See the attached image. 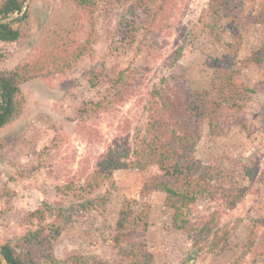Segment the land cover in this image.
I'll return each instance as SVG.
<instances>
[{
  "label": "rangeland",
  "instance_id": "374dc122",
  "mask_svg": "<svg viewBox=\"0 0 264 264\" xmlns=\"http://www.w3.org/2000/svg\"><path fill=\"white\" fill-rule=\"evenodd\" d=\"M177 2L178 8L163 29L137 55V43L127 46L114 38L119 9H101L79 18L78 10L68 0H29L27 20H16L17 14L11 16L14 26L21 29V36L12 42L0 41V49L6 53L0 68L10 69L27 60L62 25L72 26L82 40L90 37L92 48L51 81L22 84V112L0 129V139L3 135L9 137L0 146L1 241L22 233L21 220L29 210L44 203L73 207L78 201L102 196L110 188V198L104 205L82 212L69 210L61 220V233L53 252L58 258L72 252L96 254L110 264H122L111 235L122 201L126 197L139 200L141 174L131 169L115 170L112 181L82 195L80 200L60 187L73 176L77 184L82 183L95 157L113 138L130 141L135 131L144 128L147 92L161 77L183 87L208 86L211 59L224 50L230 35L226 33L215 40L201 29L202 22L209 19L208 0ZM245 2L247 13L255 11L257 0ZM263 44V29L249 25L244 30L239 54L244 58ZM101 66L111 76L132 69L134 92L121 101H113L111 85L99 82L92 86L89 72ZM243 78L254 89L244 113L247 130L234 127L224 136L209 135L205 130L195 156L204 164L215 161L229 169L248 189L247 194L233 207H224L219 200H199L192 211L193 220L213 219L211 232L195 244L172 227L164 193L153 191L149 197L147 243L154 253V264H264V256H255L248 244L259 234V220L264 221V63L249 64L243 70ZM105 96L106 107L85 122L98 134H86L80 130L77 108L83 100L97 101Z\"/></svg>",
  "mask_w": 264,
  "mask_h": 264
},
{
  "label": "trees",
  "instance_id": "16d2710c",
  "mask_svg": "<svg viewBox=\"0 0 264 264\" xmlns=\"http://www.w3.org/2000/svg\"><path fill=\"white\" fill-rule=\"evenodd\" d=\"M68 1L78 10L79 18L101 9H119L114 38L127 46L137 43L135 55L154 40L178 8V0ZM24 2L0 0V19L18 14ZM245 7V0H208L209 19L202 22L201 29L215 40L222 39L226 33L230 35L224 50L211 59L208 86L183 87L167 83L161 77L147 92L144 128L135 131L130 141L113 138L95 157L82 183L77 184L73 176L60 187L64 193L80 200L82 195L112 181L115 170L131 169L141 174L139 200L126 197L122 201L111 235L113 246L122 256V264H154V253L147 243L149 197L153 191L164 193V205L171 212L172 227L185 233L195 244L211 232L213 219L208 222L193 220L192 211L199 200H219L224 207H233L247 194L248 189L229 169L215 161L204 164L195 156L205 130L213 136L227 135L234 127L247 130L244 113L254 89L243 78V70L251 63H264V44L244 58L239 50L247 26H259L264 32V0H257L252 13H247ZM28 15L26 10L16 20L25 21ZM20 36L21 29L16 28L12 20L0 22L1 42L16 41ZM91 48L90 37L82 40L72 26L62 25L55 28L27 60L10 69L0 68V129L11 124L22 112V84L51 81L78 63ZM5 56V50L0 49V60ZM88 78L92 86L99 82L111 85L113 101H121L134 92L131 80L135 76L130 68L111 76L101 66L90 71ZM104 99L106 96L97 101L80 102L77 118L81 131L98 134L85 122L106 107ZM8 139V135H3L0 146L3 147ZM110 195L109 188L102 196L78 201L73 207H53L44 203L29 210L21 220L22 233L13 239L0 240V252L6 264H110L96 254L72 252L58 258L53 252L61 233V220L69 210L82 212L91 206L104 205ZM259 226L258 236L248 240V244L255 256H264V221L259 220Z\"/></svg>",
  "mask_w": 264,
  "mask_h": 264
},
{
  "label": "water",
  "instance_id": "95a60500",
  "mask_svg": "<svg viewBox=\"0 0 264 264\" xmlns=\"http://www.w3.org/2000/svg\"><path fill=\"white\" fill-rule=\"evenodd\" d=\"M28 3H29V0H25L24 5H23L21 11H20L16 16H21V15L26 11L27 6H28ZM11 18H12V17L10 16V17H8V18H6V19H0V22L8 21V20H10ZM0 260H1V263H2V264H6L5 260H4L3 257H2L1 252H0Z\"/></svg>",
  "mask_w": 264,
  "mask_h": 264
}]
</instances>
